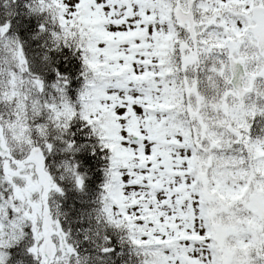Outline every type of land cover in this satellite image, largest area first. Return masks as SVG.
<instances>
[{"label":"snow or ice","instance_id":"snow-or-ice-1","mask_svg":"<svg viewBox=\"0 0 264 264\" xmlns=\"http://www.w3.org/2000/svg\"><path fill=\"white\" fill-rule=\"evenodd\" d=\"M0 264H264V0H0Z\"/></svg>","mask_w":264,"mask_h":264}]
</instances>
